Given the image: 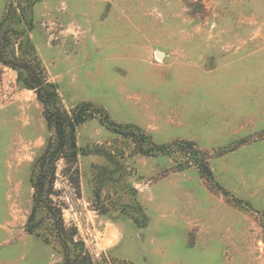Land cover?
I'll list each match as a JSON object with an SVG mask.
<instances>
[{"label":"rangeland","instance_id":"rangeland-1","mask_svg":"<svg viewBox=\"0 0 264 264\" xmlns=\"http://www.w3.org/2000/svg\"><path fill=\"white\" fill-rule=\"evenodd\" d=\"M27 12L25 56L65 110L91 103L125 128L96 115L77 127L76 162L56 163L52 200L92 264H264V0H41ZM53 138L33 90L0 63V264H63L44 212L26 231ZM150 144L165 149L142 153Z\"/></svg>","mask_w":264,"mask_h":264},{"label":"trees","instance_id":"trees-1","mask_svg":"<svg viewBox=\"0 0 264 264\" xmlns=\"http://www.w3.org/2000/svg\"><path fill=\"white\" fill-rule=\"evenodd\" d=\"M41 0H17L12 2L10 9L0 19V63L13 69L22 88L33 90L37 101L42 105L43 117L49 128L54 131L40 157L36 160L32 171L33 205L26 222V231L34 234L41 223L37 219L44 212L51 221L55 238L59 243L63 264H92V257L85 249L83 242L74 240L75 233L67 235L63 224L60 208L53 200L56 163L64 160L73 164L77 159L76 130L86 121L99 117L100 123L108 130L124 134L125 128L113 122L108 113L91 103H79L71 111L62 106L59 94L54 84L47 81L40 66L26 58L25 47L29 44L28 32L32 29L28 9ZM192 151L191 143H181ZM165 148L149 146L145 154L162 152ZM196 152V151H195ZM199 168L207 179L212 175L201 160Z\"/></svg>","mask_w":264,"mask_h":264},{"label":"water","instance_id":"water-1","mask_svg":"<svg viewBox=\"0 0 264 264\" xmlns=\"http://www.w3.org/2000/svg\"><path fill=\"white\" fill-rule=\"evenodd\" d=\"M164 57H165V54H164L163 52L158 51V52L156 53V58H157V59H163Z\"/></svg>","mask_w":264,"mask_h":264}]
</instances>
